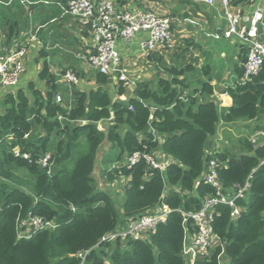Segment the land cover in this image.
I'll list each match as a JSON object with an SVG mask.
<instances>
[{"label":"trees","instance_id":"16d2710c","mask_svg":"<svg viewBox=\"0 0 264 264\" xmlns=\"http://www.w3.org/2000/svg\"><path fill=\"white\" fill-rule=\"evenodd\" d=\"M22 14L20 4L13 12H0L7 41L26 29L27 21L19 24ZM261 38L264 42V34ZM164 71L167 75L157 80L137 81L131 94L119 82L116 99L107 88L111 78L96 71L95 88L72 87L57 102L58 89L45 65L40 79L50 89L30 85L33 100L24 90L3 96L0 264H188L182 254L184 225L190 234L194 226L184 223L182 212L197 210L201 197L215 193L203 179L212 158L226 190L251 178L244 198L236 200L240 212L235 219L228 205L216 206L211 224L222 245L210 247L196 264H264V140L251 136L264 124L238 138L237 148L211 147L220 122L264 119V60L248 79H243L242 65L236 67L239 80L225 88L231 104L224 108L214 100V77L207 66L197 69L183 61L165 65ZM103 147L108 154L101 157V174L105 182L123 179L120 201L99 188L93 176ZM14 148L30 158L14 154ZM136 151L154 158L160 151L173 162L162 170L150 169L144 158L125 163ZM46 153L48 169L35 162ZM160 203L171 212L154 229L139 238L101 241ZM30 216L54 226L20 236V221Z\"/></svg>","mask_w":264,"mask_h":264},{"label":"crops","instance_id":"0c3cea01","mask_svg":"<svg viewBox=\"0 0 264 264\" xmlns=\"http://www.w3.org/2000/svg\"><path fill=\"white\" fill-rule=\"evenodd\" d=\"M115 1L122 9L150 7L157 13L170 18L174 43L171 51L160 50L146 55L140 46L145 37L144 33H137L129 42L118 41L117 48L122 58V67L134 82V86L140 80H157L159 77H165L167 75L164 71L165 65L191 61L197 69L203 65L207 66L214 77L210 83L213 86L214 100L219 108L228 107L231 104V98L224 90L228 85L232 86L239 80L236 67L242 65L239 55L242 49L235 39H225L220 34L227 23L219 0H214L213 5L207 4L204 0ZM257 1L264 9V0ZM61 3L62 0H0V12H13V8L20 4L25 14H22L19 24L24 20L27 21L26 29L19 33L17 39L11 38L7 41L0 27V49L13 47L14 40L24 43L30 35H34V38L26 45L25 70L20 75L17 85L0 90V114L3 111L2 99L6 93L24 90L33 100L30 85L42 91L50 89L47 81L40 79V73L45 65L53 74V82L60 94L70 92L72 87L84 91L96 87L94 74L97 70L87 64L82 57L92 48L91 36L87 28L77 19L63 13ZM253 5L250 0H235L231 8L234 10L239 8L247 14L250 13ZM28 31L30 35H27ZM215 33H218L220 37L214 38ZM262 34H264V24L260 26V38ZM64 70H73L78 78L77 83L66 82L63 77ZM110 78L107 88L111 96L116 99L119 82L113 77ZM132 89H128L130 94ZM263 121L264 119L261 118L231 123L220 122L213 137V145L220 143L223 148L232 147L226 144L227 140L223 138V135L227 134L224 132L225 129L231 130L236 123L241 122L249 124L248 127H243L248 133L249 129L255 125L264 124ZM155 155L158 160L170 159L160 151H156Z\"/></svg>","mask_w":264,"mask_h":264},{"label":"built area","instance_id":"2783aa9c","mask_svg":"<svg viewBox=\"0 0 264 264\" xmlns=\"http://www.w3.org/2000/svg\"><path fill=\"white\" fill-rule=\"evenodd\" d=\"M204 1L209 5L214 3V0ZM234 1L219 0L227 23L220 34L225 39L238 40L245 49L242 69L243 79H248L257 73L264 60V42L260 38V26L264 24V9L257 0H250L254 4L253 8L250 13L244 14L239 8L235 10L231 8ZM61 8L63 13L74 17L81 25H84L91 36L92 48L82 55L84 61L97 71L113 77L127 89L135 86L122 67V58L117 48L118 41L129 42L137 33H144L145 37L140 46L146 55L160 50L171 51L174 47L170 18L157 13L150 7L122 9L117 6L115 0H62ZM27 35H30L29 31ZM213 37L217 39L220 35L215 33ZM33 38L34 35H30L24 43L14 40L13 47L0 49V90L17 85L20 75L25 70L26 45ZM63 77L69 84H75L78 81L77 76L69 70L64 72ZM54 98L57 102L62 101L60 93H56ZM255 134L264 140V129ZM13 152L16 155L21 154L24 158H30L27 152L21 153L18 148H14ZM139 158H144L150 169L162 170L173 162L171 158L158 160L152 155L139 151L128 155L124 162L133 164ZM49 159L50 155L46 153L38 157L35 162L48 169ZM250 178L251 174L241 186L226 190L217 177L215 159H209L203 179L214 188L215 193L201 197L200 207L197 210L182 212L184 223L191 221L194 226V231L190 234L187 224L184 225L182 254L188 264H196L199 256L205 255L210 247L222 245L211 224L215 208L218 204L228 205L231 208L229 217L235 219L240 212V206L236 204V200L244 198L249 188ZM169 212L171 209L160 203L149 213L127 219L123 227L101 237V241L127 237L139 238L145 231L154 229L159 222H164ZM19 225L21 227L19 235L29 237L36 230L53 227L54 223L39 216H30L22 219Z\"/></svg>","mask_w":264,"mask_h":264},{"label":"rangeland","instance_id":"374dc122","mask_svg":"<svg viewBox=\"0 0 264 264\" xmlns=\"http://www.w3.org/2000/svg\"><path fill=\"white\" fill-rule=\"evenodd\" d=\"M235 42L237 44H239L238 40H235ZM235 48V47H232ZM261 119V118H260ZM257 119V120H260ZM260 124V123H258ZM249 125V124H248ZM247 124H242L241 122L236 123V126L234 128H232L231 130L225 129L224 132H226L227 134L223 135V138L227 140L228 145H232V147L235 146V148H237L236 146V140L240 137H245L248 135L247 131H245L244 128L248 127ZM244 127V128H243ZM251 136L253 138H257L258 136H256L255 133H252ZM251 138V137H250ZM211 147H219V148H223V146H221L220 143H218L217 145L212 143ZM216 149V148H215ZM105 154H108V150L107 147H103L101 150H99V154H98V158H97V162H96V166L94 168V172H93V176L96 179L97 182V186L99 188H103L109 192L112 193V195L115 196L117 201L121 200V196H122V190H121V185L123 184V179H121L120 181L115 180L114 182H105L104 178L102 177L101 174V157L104 156ZM22 174V173H20Z\"/></svg>","mask_w":264,"mask_h":264}]
</instances>
